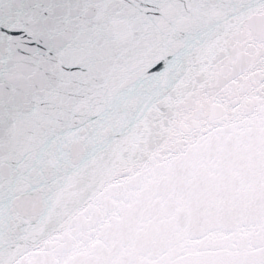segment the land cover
Wrapping results in <instances>:
<instances>
[{
	"label": "snow or ice",
	"instance_id": "snow-or-ice-1",
	"mask_svg": "<svg viewBox=\"0 0 264 264\" xmlns=\"http://www.w3.org/2000/svg\"><path fill=\"white\" fill-rule=\"evenodd\" d=\"M0 264H264V0H0Z\"/></svg>",
	"mask_w": 264,
	"mask_h": 264
}]
</instances>
